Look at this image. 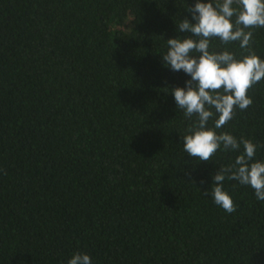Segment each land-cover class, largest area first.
I'll return each mask as SVG.
<instances>
[{
  "label": "trees",
  "instance_id": "obj_1",
  "mask_svg": "<svg viewBox=\"0 0 264 264\" xmlns=\"http://www.w3.org/2000/svg\"><path fill=\"white\" fill-rule=\"evenodd\" d=\"M195 3L0 0V264H264V201L227 179L236 211L211 196L243 144L209 161L183 150L197 117L172 91L191 77L162 56ZM249 30L250 49L209 51L264 60V27ZM248 95L216 131L264 161V79Z\"/></svg>",
  "mask_w": 264,
  "mask_h": 264
},
{
  "label": "clouds",
  "instance_id": "obj_2",
  "mask_svg": "<svg viewBox=\"0 0 264 264\" xmlns=\"http://www.w3.org/2000/svg\"><path fill=\"white\" fill-rule=\"evenodd\" d=\"M187 11L195 23L185 18L177 30L190 35L167 39L168 52L162 60L173 71L183 70L191 77L184 87L172 91L176 106L184 110L185 117H197L189 134L182 137L184 152L199 161H209L221 146L237 151L243 144V152L235 162L220 166L213 174L211 196L216 205L231 214L236 206L224 189V181L235 180L250 186L257 200L264 201V161L253 162L258 146L250 139L238 141L233 135L216 130L233 118L236 107L246 110L253 103L248 90L264 79V60L251 50L238 60L228 50L210 52L209 48L211 39L219 38L224 44L239 41L241 49H250L253 32L246 30L264 27V0H196ZM212 109L218 119L214 127H208L214 116ZM67 264L92 261L89 254L76 252Z\"/></svg>",
  "mask_w": 264,
  "mask_h": 264
}]
</instances>
